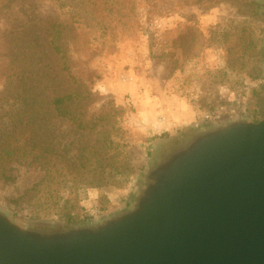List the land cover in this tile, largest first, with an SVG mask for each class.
I'll return each mask as SVG.
<instances>
[{"label":"rangeland","instance_id":"374dc122","mask_svg":"<svg viewBox=\"0 0 264 264\" xmlns=\"http://www.w3.org/2000/svg\"><path fill=\"white\" fill-rule=\"evenodd\" d=\"M103 1L95 11L86 0L76 10L11 0L0 12V205L20 219L68 226L127 208L148 161L191 129L264 117V0H130L132 11ZM50 21L91 91L88 129L49 104L75 89ZM6 143L21 149L5 156ZM42 147L50 159L38 158Z\"/></svg>","mask_w":264,"mask_h":264},{"label":"water","instance_id":"95a60500","mask_svg":"<svg viewBox=\"0 0 264 264\" xmlns=\"http://www.w3.org/2000/svg\"><path fill=\"white\" fill-rule=\"evenodd\" d=\"M0 264H264V117L191 129L104 217L42 226L0 205Z\"/></svg>","mask_w":264,"mask_h":264},{"label":"trees","instance_id":"16d2710c","mask_svg":"<svg viewBox=\"0 0 264 264\" xmlns=\"http://www.w3.org/2000/svg\"><path fill=\"white\" fill-rule=\"evenodd\" d=\"M56 4L61 8H69L72 10H76V4L82 3V0H54ZM87 2L83 4H90L93 9L96 11L100 8V4L98 0H86ZM221 0H206L205 2L208 6H212ZM107 3L106 0L103 1ZM92 3V4H91ZM11 4V0H0V12H3L5 8H9ZM112 8L116 9L117 11H121L122 7L128 8V10H133V4L130 0H113L112 1ZM91 8V7H90ZM48 36H49V45L54 51L56 55L62 61L61 70L64 73L69 75L71 82L74 85V90L68 93H59L53 96L50 100L49 104L52 107L53 114L59 117L60 119L68 120L72 125L76 126L78 129H88L89 128V121L87 119L88 109L91 106V91L87 85L79 81L74 74L71 72V65H70V56L65 48L63 36H64V27L61 23L56 21H50L48 25ZM25 106L29 105L32 107V103H22ZM38 140L37 136L30 140V144L36 148ZM21 147H17L15 151L14 149L11 150V145L9 143L3 144L1 147V152H5L6 155H13L14 152H19ZM54 153V152H53ZM18 154V153H17ZM40 155L38 158L41 159L42 156L45 158H51L48 150L44 147L40 148ZM19 156V154H18ZM83 154L81 155V157ZM90 162V157L87 156L85 160H82L80 163V167L85 169Z\"/></svg>","mask_w":264,"mask_h":264},{"label":"crops","instance_id":"0c3cea01","mask_svg":"<svg viewBox=\"0 0 264 264\" xmlns=\"http://www.w3.org/2000/svg\"><path fill=\"white\" fill-rule=\"evenodd\" d=\"M192 116V115H191ZM187 119H191L192 117H186Z\"/></svg>","mask_w":264,"mask_h":264}]
</instances>
